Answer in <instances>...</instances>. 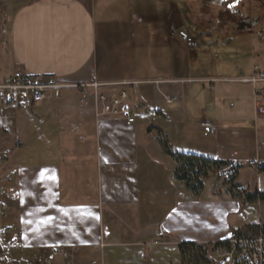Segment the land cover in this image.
Listing matches in <instances>:
<instances>
[{
	"label": "crops",
	"instance_id": "obj_1",
	"mask_svg": "<svg viewBox=\"0 0 264 264\" xmlns=\"http://www.w3.org/2000/svg\"><path fill=\"white\" fill-rule=\"evenodd\" d=\"M185 5L186 0H0V81L13 73L68 84L94 78L107 94L134 82L132 105L143 102L150 109L138 112L130 125L98 118L88 96L71 87L31 108L0 105V200L12 227V263L40 260L62 246L75 247V263L86 264L98 258L95 246L104 227L102 261L107 246L129 245L130 236L134 244L178 247L183 238L168 224L173 207L200 200L211 220L218 203L227 217L213 235L189 238L196 243L229 238L242 223L241 228L264 222V199L248 203L233 195L218 172L204 179L200 195H192L173 178L176 164L160 144L164 137L172 150L225 163L264 159L257 156L264 147V120L252 128L247 122V110L255 120L264 117H256L253 106L263 83L240 81L250 79L254 62L264 66V46L255 42L261 38L219 30L250 34L245 55L251 64L245 68L221 57L239 53L228 47L207 61L212 53L189 48L176 34L197 21ZM206 126L213 132L205 133ZM250 142L255 156L245 152ZM238 178L239 170L233 183L246 195L264 192L258 185L249 191L250 184ZM157 236L164 243L153 244Z\"/></svg>",
	"mask_w": 264,
	"mask_h": 264
},
{
	"label": "rangeland",
	"instance_id": "obj_2",
	"mask_svg": "<svg viewBox=\"0 0 264 264\" xmlns=\"http://www.w3.org/2000/svg\"><path fill=\"white\" fill-rule=\"evenodd\" d=\"M188 9V14L194 18L195 21L191 28H180L189 31H193V34L189 33L192 37L199 38L198 42V52H209L212 55L207 59V61L213 60L215 56V52H217L222 47H228V49H236L239 53H230L227 55H220L221 57H225L227 60L233 61V63L237 62L242 64L243 67L250 66L251 58L247 57L245 53L250 48L251 42L250 34H256L258 38H261L256 43H260L264 46V0H244L240 4V8L244 15H249L251 19L257 18L258 22L255 26H253L249 33L244 34H228L223 35L221 31H230V32H238V26L240 20L237 19V15L235 13L230 12L228 9H222L218 7V5H203L200 0H186V5ZM216 9H221L216 13L214 11ZM216 12V11H215ZM188 27H190L188 25ZM179 30V29H178ZM197 31H213L210 35L207 33L202 34H194ZM246 31V30H244ZM257 40V39H256ZM258 64L259 63H253ZM209 64H207V68H209ZM262 67V65H260ZM264 67V66H263ZM232 68V67H231ZM3 81V80H2ZM1 82V81H0ZM156 83V80H154ZM262 89H264V82ZM91 92V91H90ZM90 104L92 105V99L89 96ZM93 106V105H92ZM247 122L250 128L254 125L261 124L264 120V117L255 120L252 113L249 114L247 110ZM263 119V120H261ZM245 152L249 155L255 152V145L253 142L248 143L246 146ZM194 154V153H193ZM246 155V153H244ZM255 156L256 153H253ZM257 156L264 158V147L259 148ZM253 159V158H252ZM242 162L247 161L248 159H241ZM1 168V167H0ZM261 168V167H260ZM239 178L238 183L246 184L249 183V191H252L255 186H259L261 190L264 191V170L259 171V168L256 166L248 165L246 162L239 166ZM237 170V172H238ZM219 174V173H218ZM258 176V179H257ZM222 181H225L223 177H221ZM226 183V182H224ZM227 184V183H226ZM0 198H1V186H0ZM1 211H0V224H7L6 221L7 213L5 208V204L0 201ZM209 206L205 201L200 200L197 205H192V207L188 206H179L176 208L174 205L173 209H175V215H171L168 219L169 221V229L173 230L177 236L183 238L181 241H190L193 238H204L205 236L213 235L217 230L222 229L224 224L226 223L227 211H225V206L223 204H215L213 207L215 208V213L213 214L214 220H211L209 217V211L205 208ZM199 208L198 210H196ZM203 208V209H202ZM225 210H224V209ZM254 209V208H253ZM256 209V208H255ZM170 207H168V212H170ZM177 214V217L176 216ZM237 216V214H236ZM254 220L258 222V212L254 210ZM242 225H240V228ZM191 238V239H189ZM154 241H158V243H154ZM9 244L13 243V239H9ZM129 245H112L107 246L104 251V261L103 264H181L180 254L178 251V247L173 244H164V245H151L147 244H134L136 242L133 237L130 236ZM212 242V241H210ZM214 242V241H213ZM164 240L162 237L157 236L153 240V244H162ZM202 245H209L202 244ZM208 255L213 259L212 250L210 251V247H208ZM103 250V249H102ZM97 255H99V250H95ZM9 254V252H8ZM10 256V254H9ZM11 258V257H10ZM98 259V258H97ZM0 264H6L3 261V257L0 252ZM14 264V263H13ZM214 264V260H213Z\"/></svg>",
	"mask_w": 264,
	"mask_h": 264
},
{
	"label": "built area",
	"instance_id": "obj_3",
	"mask_svg": "<svg viewBox=\"0 0 264 264\" xmlns=\"http://www.w3.org/2000/svg\"><path fill=\"white\" fill-rule=\"evenodd\" d=\"M176 34L189 48L196 49L198 47L195 38L186 30L179 29ZM251 70L250 79H240V81L264 82L263 66L253 64ZM210 81L214 82L213 79ZM136 84L134 82L121 83L120 85L122 86H120L119 90L112 94H107L99 90L101 84L94 78L85 83L68 84L48 75L13 73L0 82V105H11L16 109L31 108L42 101L58 99L63 89L71 87L81 91L84 96L91 97L92 105L98 118H121L127 125H130L136 121L138 112H150L146 103L140 102L138 105H132L129 87ZM254 93V113L256 117L264 116V89L256 90ZM165 100L170 101V97L165 96ZM203 130L205 133L213 132L208 126L204 127ZM1 131L8 132L6 128H1ZM3 161L4 159L0 158V165ZM242 161L241 159L232 161L222 167L218 173L226 181L245 162L252 166H256V163H264V159L260 158ZM238 193L244 196L245 191L240 189ZM11 233L12 227L10 225L0 224V252L6 264H13L7 250ZM107 237L108 228L104 227L101 232V240L95 246V249L99 250L98 259L86 264H103L102 248ZM154 243H158V241H154ZM75 253V247L53 246L49 249L48 256L40 260H27L24 264H76L74 261ZM212 255L214 264H264V236L261 231L253 236H237L233 234L227 238L224 245L213 249ZM56 257L61 259L60 263L54 262Z\"/></svg>",
	"mask_w": 264,
	"mask_h": 264
},
{
	"label": "trees",
	"instance_id": "obj_4",
	"mask_svg": "<svg viewBox=\"0 0 264 264\" xmlns=\"http://www.w3.org/2000/svg\"><path fill=\"white\" fill-rule=\"evenodd\" d=\"M221 9H216L214 13ZM160 144L164 151L174 160L176 166L173 171V178L185 185L187 190L194 195L198 196L203 190L204 179L209 174H217V172L222 168L228 165V163L218 161L209 157H204L199 154L193 153H182L172 150L167 144V141L164 137L160 138ZM264 170V168H263ZM237 176V171L232 173L231 178L226 181L227 184H231L229 191L236 196L244 198L245 202L253 203L258 200L264 199V192L256 191L253 194H244L241 196L238 191L240 188L238 185L234 184V180ZM225 183V184H226ZM236 191V193H235ZM259 231L262 232L264 236V222L262 223H249L244 227L234 231V234L237 236H253L257 235ZM227 238L224 240L216 241L209 243V245H202L196 242L190 241H181L178 244V251L180 254L181 264H212L213 260L209 257L208 247L210 251L216 247L222 246L225 244Z\"/></svg>",
	"mask_w": 264,
	"mask_h": 264
},
{
	"label": "water",
	"instance_id": "obj_5",
	"mask_svg": "<svg viewBox=\"0 0 264 264\" xmlns=\"http://www.w3.org/2000/svg\"><path fill=\"white\" fill-rule=\"evenodd\" d=\"M203 5H218V7L222 9H228L230 12L235 13L238 17H241L242 12L240 8V4L244 0H200ZM258 22L257 18L251 19L249 15H244L243 18L240 20L238 30L239 31H248L253 26H255Z\"/></svg>",
	"mask_w": 264,
	"mask_h": 264
},
{
	"label": "bare ground",
	"instance_id": "obj_6",
	"mask_svg": "<svg viewBox=\"0 0 264 264\" xmlns=\"http://www.w3.org/2000/svg\"><path fill=\"white\" fill-rule=\"evenodd\" d=\"M94 108V107H93ZM95 110V109H94ZM256 167L257 168H262V167H264V163H256Z\"/></svg>",
	"mask_w": 264,
	"mask_h": 264
},
{
	"label": "flooded vegetation",
	"instance_id": "obj_7",
	"mask_svg": "<svg viewBox=\"0 0 264 264\" xmlns=\"http://www.w3.org/2000/svg\"><path fill=\"white\" fill-rule=\"evenodd\" d=\"M244 14H245V13H242L241 17H238V15L236 14V15H237V19H238V20H241V19L243 18Z\"/></svg>",
	"mask_w": 264,
	"mask_h": 264
}]
</instances>
